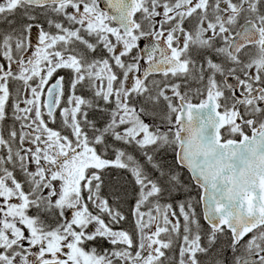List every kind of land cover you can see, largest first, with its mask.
I'll use <instances>...</instances> for the list:
<instances>
[{
    "label": "snow or ice",
    "instance_id": "1",
    "mask_svg": "<svg viewBox=\"0 0 264 264\" xmlns=\"http://www.w3.org/2000/svg\"><path fill=\"white\" fill-rule=\"evenodd\" d=\"M0 264H264V0H0Z\"/></svg>",
    "mask_w": 264,
    "mask_h": 264
}]
</instances>
